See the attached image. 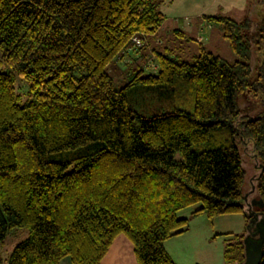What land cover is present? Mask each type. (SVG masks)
<instances>
[{
    "label": "trees",
    "instance_id": "obj_1",
    "mask_svg": "<svg viewBox=\"0 0 264 264\" xmlns=\"http://www.w3.org/2000/svg\"><path fill=\"white\" fill-rule=\"evenodd\" d=\"M164 1L0 0V264H101L119 236L136 264H175L164 242L194 205L250 223L224 234L223 264H244L260 234L264 264V0L240 21L204 16L233 62L201 44L191 61L156 52V71L116 88L109 65L159 29Z\"/></svg>",
    "mask_w": 264,
    "mask_h": 264
},
{
    "label": "crops",
    "instance_id": "obj_2",
    "mask_svg": "<svg viewBox=\"0 0 264 264\" xmlns=\"http://www.w3.org/2000/svg\"><path fill=\"white\" fill-rule=\"evenodd\" d=\"M202 2L203 0H165L159 8L165 16L159 29L154 34L147 36L141 49L122 53L121 59L114 60L109 65V72L117 71L123 75V66L131 68L129 72L137 67H146L148 71L154 72L156 71L154 64L156 52L175 54L182 58L188 48H194L192 54L194 55L198 50V44L206 47L208 31H214L215 27L204 22L203 18L206 14H203L199 9L197 12H189L192 9H197ZM183 33L184 36L181 35ZM173 39H177V42ZM190 212H187L188 215L185 213L183 216H179L189 219L188 226L182 233L164 242L165 251L175 264H223L226 236L221 232H215L214 229L219 217L210 221L204 215L191 217ZM211 246H215L217 249L208 252ZM59 264L72 263L66 257ZM101 264H136L130 242L124 236L117 237Z\"/></svg>",
    "mask_w": 264,
    "mask_h": 264
},
{
    "label": "rangeland",
    "instance_id": "obj_3",
    "mask_svg": "<svg viewBox=\"0 0 264 264\" xmlns=\"http://www.w3.org/2000/svg\"><path fill=\"white\" fill-rule=\"evenodd\" d=\"M177 1V0H175ZM247 2L248 0H203L201 5H198L197 9H192L191 12H197L201 11L203 14L206 15H220V16H225L227 18H231L236 21H240L244 9L247 8ZM204 9V11H203ZM209 35L207 36V41H206V47L208 51L212 52L213 54H216L225 60L229 62H233L236 57L234 54L231 52V50L228 47V44L225 40H223L221 33L219 30L214 28V31H208ZM195 38V37H194ZM175 42H177V39H173ZM181 40V39H179ZM170 41H172L170 39ZM197 47V46H196ZM177 52V51H176ZM194 52V48H188L186 51V54L183 55V60L191 61L192 60V54ZM197 54V51L196 53ZM121 67V66H120ZM131 68H127L123 66L122 72L124 73L123 75L128 74L129 70ZM133 70V69H132ZM131 70V71H132ZM130 71V72H131ZM110 75L114 81V84L116 88L122 87L126 83V76H123L122 74H119L117 71L115 72H110ZM14 85L15 89L18 95L21 96L22 99L26 98L27 91H28V85L27 83L19 78L18 76H15L14 80ZM146 114H150V112H146ZM181 158L179 153L175 154V159L179 160ZM245 160L247 161L246 163L248 164L247 168V177L250 179V177L254 176L253 168H252V162L251 159L245 155ZM246 186V184H245ZM249 189H250V185ZM245 188V187H244ZM247 190V189H246ZM245 201V199H244ZM246 202V201H245ZM200 205H194L189 208H186L184 210H181L178 212V216H183L185 213L188 215V211H191L192 213L193 210L198 208ZM255 209V208H254ZM260 216L263 218L264 215H262L261 212H259ZM250 227V223L247 222V219L244 218L242 215H228V216H221L216 220V225L214 227L215 232H221L223 234H232V235H239L243 232H245L246 229ZM226 236L225 240V245L228 243V239L233 240V236ZM28 236V232L24 229L18 230L13 233V235H10L6 241L5 244L1 248V257L4 261V263L7 262L8 257L10 256V253L13 249V247L24 240ZM217 249L215 246H211L208 249V252H212L213 250ZM189 250L191 251L192 248L190 247ZM224 262V261H223ZM197 263V262H196ZM198 264V263H197Z\"/></svg>",
    "mask_w": 264,
    "mask_h": 264
},
{
    "label": "water",
    "instance_id": "obj_4",
    "mask_svg": "<svg viewBox=\"0 0 264 264\" xmlns=\"http://www.w3.org/2000/svg\"><path fill=\"white\" fill-rule=\"evenodd\" d=\"M260 202L259 197H255ZM263 243V235H259V239H249L246 243V259L244 264H259L261 257V246Z\"/></svg>",
    "mask_w": 264,
    "mask_h": 264
},
{
    "label": "built area",
    "instance_id": "obj_5",
    "mask_svg": "<svg viewBox=\"0 0 264 264\" xmlns=\"http://www.w3.org/2000/svg\"><path fill=\"white\" fill-rule=\"evenodd\" d=\"M132 41L136 47H139L141 45V39L138 37H134Z\"/></svg>",
    "mask_w": 264,
    "mask_h": 264
}]
</instances>
